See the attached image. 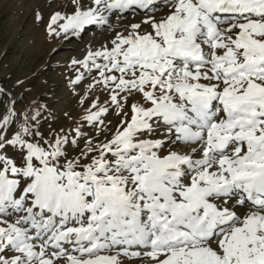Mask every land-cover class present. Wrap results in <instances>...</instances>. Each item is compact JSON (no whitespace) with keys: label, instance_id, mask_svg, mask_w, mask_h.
I'll return each instance as SVG.
<instances>
[{"label":"snow or ice","instance_id":"1","mask_svg":"<svg viewBox=\"0 0 264 264\" xmlns=\"http://www.w3.org/2000/svg\"><path fill=\"white\" fill-rule=\"evenodd\" d=\"M69 4L50 36L145 16L71 61L75 128L0 111V264H264V0Z\"/></svg>","mask_w":264,"mask_h":264},{"label":"rangeland","instance_id":"2","mask_svg":"<svg viewBox=\"0 0 264 264\" xmlns=\"http://www.w3.org/2000/svg\"><path fill=\"white\" fill-rule=\"evenodd\" d=\"M55 11H71L69 0H0V89H3L0 111L11 106L18 112L42 106L40 123L45 134L49 126L66 131L75 128L82 123L81 116L93 99L99 97L101 105L108 100L102 86L88 90L92 83L90 78L75 85L71 83L78 74L71 63L73 58L81 59L89 46L100 48L115 31L123 30L122 25L138 23L145 16L142 13L138 17L128 14L119 20L113 18V27L109 30L92 26L80 36L65 39L63 35L48 34L46 25ZM165 11L162 8L147 15L159 16ZM38 13L42 18L38 19ZM80 71L84 72V69ZM84 74L88 76V73ZM85 96L87 98L81 104V98ZM120 118L114 108L109 109L101 126L105 134ZM84 130L92 136L98 135L96 129L86 125ZM99 138L104 137L100 135ZM123 259L124 264H141L139 259Z\"/></svg>","mask_w":264,"mask_h":264},{"label":"bare ground","instance_id":"3","mask_svg":"<svg viewBox=\"0 0 264 264\" xmlns=\"http://www.w3.org/2000/svg\"><path fill=\"white\" fill-rule=\"evenodd\" d=\"M91 27H92V26H91ZM91 27H90V28H91ZM96 28H97V27H96Z\"/></svg>","mask_w":264,"mask_h":264}]
</instances>
